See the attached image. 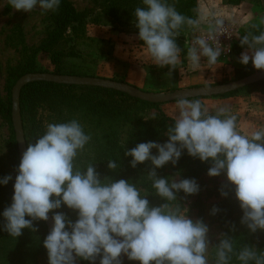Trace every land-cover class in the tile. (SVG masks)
Segmentation results:
<instances>
[{
    "label": "clouds",
    "instance_id": "9594fccd",
    "mask_svg": "<svg viewBox=\"0 0 264 264\" xmlns=\"http://www.w3.org/2000/svg\"><path fill=\"white\" fill-rule=\"evenodd\" d=\"M16 11L32 12L37 6L55 12L61 0H8ZM134 11L135 27L153 64L175 69L180 63L181 49L176 43L180 30L188 25L198 27L200 21L179 13L168 0H142ZM221 23V22H218ZM264 16L252 24L259 34L248 32L240 38L247 51L239 62L251 60L257 70H264ZM198 36L187 51L193 69L216 65L222 54L218 40ZM171 75V73H169ZM179 112L173 125L166 130L167 142L140 143L125 151L132 157L131 167L151 161L154 168L168 163L175 166L183 152L201 162H210L209 177L226 175L234 187L235 197L243 211L241 224L250 233L264 231V129L244 135L237 129V117L227 115L226 108L210 114L199 100H177ZM223 117V118H222ZM36 142L29 143L19 163L12 203L3 212V230L18 238L23 229L36 232L34 221L49 220V213L65 205L78 214L73 223L63 212L52 216L54 225L43 241L49 264H76L78 257L95 264H122L121 256L139 264H264V251L247 244L237 247V240L221 234L219 244L210 247L209 228L201 220L193 221L177 194L196 195L200 187L195 179L157 178L155 170L147 177L155 194L165 201L150 206L148 194L136 184L120 179H100L94 165L79 169L74 161L91 141L78 119L46 123L45 132ZM157 150V155L152 150ZM109 170L120 165L109 160ZM179 174H177L178 176ZM12 176L0 179L7 185ZM221 196L228 193L221 190ZM219 209L213 207L211 215ZM29 217V219H26ZM235 230V226H232ZM210 252L214 258L210 259ZM75 253V257L74 254Z\"/></svg>",
    "mask_w": 264,
    "mask_h": 264
},
{
    "label": "rangeland",
    "instance_id": "374dc122",
    "mask_svg": "<svg viewBox=\"0 0 264 264\" xmlns=\"http://www.w3.org/2000/svg\"><path fill=\"white\" fill-rule=\"evenodd\" d=\"M69 1L79 12L87 16V35L90 38L104 41L111 40L112 43L110 50L108 46L100 47V45L90 42L79 44L77 49L85 57V60H77L72 63L73 66L96 70L99 75L97 78L100 79L111 78L114 74H118L121 77L124 76L128 84L143 91L146 88L148 79L151 77L152 82L159 81L161 84L160 87H157L158 90L166 88L174 82L173 77H166L162 81L159 79L162 69H167L170 72H175L176 69H171L169 66L159 67L153 64L146 49L137 42L136 33L139 30L135 27L134 17L130 23L114 29L111 25L112 20L103 13V0ZM206 2L211 3L215 7L218 17L229 20L239 29L240 37L252 28V24L259 23L261 16H264V0H244L237 6L226 5L223 0H197L195 8L199 19L200 9ZM138 6H143L142 0L131 1L132 12ZM53 15V11L45 12L39 6L29 13L16 11L9 5L8 0H0V95L6 104L10 97L12 100V91H9L8 84L10 75L15 71L33 63L48 71L45 73L53 74L51 71H53L54 66L49 56L39 51L43 41L54 29ZM261 27H264V25ZM194 29L191 27L185 33L184 40ZM107 51H111L114 58L126 61L129 69L116 67L114 63L106 62L105 59L99 60ZM245 51H247V48L241 54ZM241 54L231 57L230 61L226 58H219V64L230 65L231 68L226 70V67L220 66V68L218 67L213 71L209 68H202L207 66L205 63L202 64L203 60L207 61L206 58H201L200 68L193 69L187 59V55L182 57L180 54V63L177 65L181 69L179 71L183 74L187 73V76L199 74L203 78V83L191 87H181V84H179L181 88L178 90L232 83L237 81L235 78L238 68L247 69L251 75L264 72V70L255 69L251 60L247 65H242L239 62ZM182 67H187V71ZM148 72L153 73V76L148 74ZM142 77H144L143 83ZM241 90L237 91L238 93L233 97L200 98L202 99L200 102L208 109L210 114H216L220 108H226L228 110L227 115H235L237 117L238 131L250 136L252 132L264 129V93L250 94ZM39 96L47 98V103L50 106L47 107V110L46 108H41L38 111L34 109L32 111L31 109V111L24 113L22 121L27 147L28 141L29 143L33 141L34 144L35 140L44 134L45 124L51 123L57 117H62L63 121H65L64 118L69 121L74 118L79 120L84 127L85 133L91 136V141L84 148L88 154L100 151L103 147H110L111 145H106L109 139L117 142L115 146L113 145L115 153L120 142L127 143L134 140L138 145L149 138V142L164 144L168 140L165 135L166 130L173 124L171 120L163 123L162 117L164 115L175 120L172 114L173 111L169 110L170 106L168 107L167 105L169 103L163 104L159 109H153L142 107L141 104L135 101L124 102L115 100L114 102L106 100L97 103L98 99H94L93 102H90L86 97H80L77 94L65 91L47 90L41 92ZM172 103H177V101ZM42 104H45V101ZM146 133L148 134L145 136ZM10 135L9 124L0 114V179L9 175L12 176V180L7 185L0 184V264H49L48 253L43 246V241L49 234L48 227L44 221H34L33 226L38 230L33 232L30 229H23L22 235L18 238L11 237L3 230L5 223L3 212L12 203L15 177L17 175L12 166ZM84 150L78 154L76 158L78 161H74L79 169L86 164ZM152 154L157 155V150L153 149ZM118 156V152L115 159L109 155L105 165H107L109 160L114 159L113 161H116L120 167L115 170H109L105 166L99 172L101 180L106 177L113 181L124 179L126 172H122L121 169H127L128 167H125L126 157L121 159L122 157ZM193 164V157L189 156L185 150L175 166L168 163L162 167V171L168 179H195L197 181L200 187L198 194L186 196L185 193L180 192L177 197L178 201L188 209L190 219L193 221L201 219L208 226L210 247L218 245L220 235L226 234L230 238L237 240V247L247 244L256 247L258 251H264V231L257 230L255 233H250L248 228L241 224L243 211L235 197L234 187L229 185L226 175L209 177L208 172H206L198 177H191L189 169L192 168ZM177 174L179 175L177 176ZM130 183L136 184L142 195L148 194L147 199L150 206L155 207L165 203L163 199L155 194V189L152 186L144 185L136 180H132ZM221 190L228 193L227 197L221 196ZM63 206L65 207V205ZM213 207L219 209L216 215H211ZM61 209L64 208L61 207ZM73 213L77 220L78 214L74 211ZM26 219H29V217H26ZM233 225L235 226L234 231L232 230ZM209 255L210 259L214 258V252H210ZM120 259L122 264H139L138 261L128 260L124 255ZM233 264H238L235 258L233 259Z\"/></svg>",
    "mask_w": 264,
    "mask_h": 264
},
{
    "label": "trees",
    "instance_id": "16d2710c",
    "mask_svg": "<svg viewBox=\"0 0 264 264\" xmlns=\"http://www.w3.org/2000/svg\"><path fill=\"white\" fill-rule=\"evenodd\" d=\"M131 1L132 0H103L102 1V8L103 13L112 20V26L114 29L118 28L119 26H125L126 24L132 21L134 17V12L131 9ZM196 1L197 0H168L169 4L175 5L177 11L182 15L192 18L194 20H199V15L196 11ZM244 0H223L226 5H233L237 6L241 4ZM53 23L54 29L48 34L47 38L43 41L41 46L39 47V51L45 53L49 56L50 61L52 62L54 69L51 73L56 75H70V76H80V77H99L98 71L92 70L89 68H76L72 65L73 62L77 60H85V57L82 56L80 51L77 49V46L81 43L90 42L92 44L100 45V47H109L111 49V40L104 41V40H97L90 38L87 35V16L84 13L79 12L75 6L69 0H61L59 8L54 12L53 15ZM191 28V26L185 25L180 30V36L176 38V43L178 47L181 49V55L184 57L187 55V49L184 43V35L185 33ZM193 28V27H192ZM261 30H264V27H261ZM248 32H252L253 34H259V32L255 29L250 28L246 33H244L241 37H239L238 41L233 46V57H236L241 54V52L247 48L241 47L240 38H242ZM137 38L139 37V31L136 33ZM140 46H143V41L139 38L137 40ZM99 60H104L109 63H114L116 67L119 68H128L129 66L126 61L120 60L118 58H114L111 51H107L104 55L100 57ZM184 70L187 71V67H182ZM176 71L170 72L167 69H162L160 73L159 79L162 81L166 77H173L174 82H172L168 87L158 90L157 87H160L161 84L159 81L152 82V77L148 79L146 84V88L144 91L147 92H173L175 90L180 89V83L182 79L186 77L187 73H182L179 71L180 68L176 66ZM181 70V69H180ZM45 73L48 72L47 70L42 69L41 67L35 64H27L20 70L15 71L10 75L9 78V91L11 92L17 81L24 75L28 73ZM168 73H171L169 75ZM153 76V73L148 72ZM249 72L245 68H238L236 71V78L235 80L243 79L247 76H250ZM103 78V77H101ZM105 79V78H104ZM117 82L127 83L125 81L124 76H118V74H114L111 78H106ZM61 91L67 93H74L79 95L80 97H86L90 102H93L94 99H98V102H103L106 100H115L119 101H135L138 104H141L142 107L146 108H153L159 109L163 104H155L149 103L145 101H141L139 99L133 98L128 94L121 93L114 90L103 89L99 87H86V86H69V85H58L54 83H47V82H39L33 83L26 86L21 94V111H22V118L24 119V113L36 110L38 111L41 108H46L50 106L47 103L48 99L39 96L41 92L45 91ZM241 91H245L247 93H264V80L258 83L252 84L250 86L245 87ZM239 92V91H238ZM238 92H232L226 94L224 96H218L214 98H228L233 97ZM201 101L202 99H195ZM45 101V104L42 102ZM42 104V105H41ZM0 114L4 117V119L8 122L10 127V148L12 152V166L17 173V169L20 163V155H19V148L18 143L16 141L15 131L12 124V100L11 97L9 98L8 103L6 104L1 95H0ZM115 116V112H114ZM62 117L52 118L51 123H61V122H68L67 118H64L65 121L61 119ZM169 120L174 123V120L170 119L163 115L162 121L163 123L168 122ZM148 133L145 134V136ZM116 140L109 139L106 145L110 146L108 148L103 147L100 151L95 153H89L84 150V160H86V164L81 168V170H86V167L91 163L95 164L94 167L96 171L99 173L101 169L104 167H108L105 165V162L108 160L109 155H111L114 159L116 158L117 152L119 156L122 157L121 159H125L124 152L131 150L137 146L135 141H128L127 143H118L119 147L115 149L117 142ZM143 143L149 142V138L142 141ZM33 143V141H32ZM29 144V141H28ZM118 156V157H119ZM184 156V155H183ZM112 159V160H114ZM131 160L132 157H126V166L127 169H121L122 172H126L124 177L125 181H132L136 180L144 185L152 186V181L148 179L147 174L151 170H155L157 174V178H167L166 175L163 173L162 168H154L151 161H146L143 164H138L135 168L131 167ZM194 164L191 169H189V174L191 177H198L203 173L208 172L211 163L210 162H201L198 158H193ZM78 160H75V162ZM64 209H57L53 212H50L51 216L56 214V212H63L73 223L76 221V217L73 211H70L66 206H61ZM102 257H97L95 264H100V259ZM82 260V259H81ZM83 264H91L90 261L82 260Z\"/></svg>",
    "mask_w": 264,
    "mask_h": 264
},
{
    "label": "water",
    "instance_id": "95a60500",
    "mask_svg": "<svg viewBox=\"0 0 264 264\" xmlns=\"http://www.w3.org/2000/svg\"><path fill=\"white\" fill-rule=\"evenodd\" d=\"M264 80V72L247 76L243 79L234 81L228 84L206 86L191 89H181L168 93H148L128 83L117 82L113 80L100 79L95 77H80L70 75H56L50 73H29L22 76L12 89V124L15 131L16 141L18 143L20 161L23 153L27 149L25 133L23 129V121L21 115V93L24 87L29 84L47 82L58 85L69 86H86V87H99L128 94L129 96L139 99L141 101L167 104L176 102L178 99L186 98L189 100L210 98L224 96L226 94L237 92L247 86L258 83ZM49 215V220L46 223L50 233L54 221L52 216ZM75 257V254H73ZM76 264H83L82 261L76 257Z\"/></svg>",
    "mask_w": 264,
    "mask_h": 264
},
{
    "label": "built area",
    "instance_id": "2783aa9c",
    "mask_svg": "<svg viewBox=\"0 0 264 264\" xmlns=\"http://www.w3.org/2000/svg\"><path fill=\"white\" fill-rule=\"evenodd\" d=\"M210 35L214 39L209 40V43L215 46V40H218L221 45L222 54L219 58H226L230 61L231 57H233V46L240 37L239 29L229 20L218 17L217 15H211L206 22L199 23L198 27L190 35L185 37V47L187 49L191 47L194 39L198 36L207 38Z\"/></svg>",
    "mask_w": 264,
    "mask_h": 264
},
{
    "label": "crops",
    "instance_id": "0c3cea01",
    "mask_svg": "<svg viewBox=\"0 0 264 264\" xmlns=\"http://www.w3.org/2000/svg\"><path fill=\"white\" fill-rule=\"evenodd\" d=\"M217 13L218 12L215 9V7H213V5H211V3L206 2V4H203V6L200 9V19H199L200 23L206 22L211 15H217ZM202 59H203V57H202ZM203 63H205V65H207V66H203L202 68H207V69L209 68V69H212V71L217 69L218 67L220 68V66H222L224 68L226 67V70H229L231 68L230 65H226L225 66V65H222V64H219V63H217L216 65L211 67L210 65L207 64V61L205 62L204 60L202 61V64ZM220 70H222V69H220ZM142 78H143V81H142V83H143L144 82V77H142ZM202 80H203V78H201L199 76V74H191L189 76H186L184 78V80L180 84H181V87L197 86V85H200L201 83H203ZM210 102H213V101H210ZM176 104L177 103H169V104H167L168 107L170 106L169 110L173 111L172 114H173V116L175 118H176V116L178 115V112H179L178 108L176 107ZM167 105H165V106H167Z\"/></svg>",
    "mask_w": 264,
    "mask_h": 264
}]
</instances>
